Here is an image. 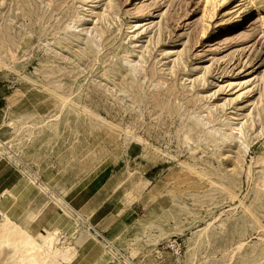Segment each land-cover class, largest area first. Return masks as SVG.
I'll list each match as a JSON object with an SVG mask.
<instances>
[{
    "label": "rangeland",
    "instance_id": "obj_1",
    "mask_svg": "<svg viewBox=\"0 0 264 264\" xmlns=\"http://www.w3.org/2000/svg\"><path fill=\"white\" fill-rule=\"evenodd\" d=\"M0 207L63 264H264V0H0Z\"/></svg>",
    "mask_w": 264,
    "mask_h": 264
},
{
    "label": "bare ground",
    "instance_id": "obj_2",
    "mask_svg": "<svg viewBox=\"0 0 264 264\" xmlns=\"http://www.w3.org/2000/svg\"><path fill=\"white\" fill-rule=\"evenodd\" d=\"M262 80L261 74L239 81L237 82L238 90H241L242 94L254 91L256 90L254 88L259 87L263 82ZM235 129L238 134H241L240 127H235ZM0 212H3V217L0 219V264H63L59 256L69 259V256L65 257L58 248L54 247L53 243L56 238L52 233L46 232L39 236L33 228L26 226L12 212H6L1 207ZM97 236L102 240H107L101 233ZM172 250L175 253L180 252L181 245Z\"/></svg>",
    "mask_w": 264,
    "mask_h": 264
},
{
    "label": "built area",
    "instance_id": "obj_3",
    "mask_svg": "<svg viewBox=\"0 0 264 264\" xmlns=\"http://www.w3.org/2000/svg\"><path fill=\"white\" fill-rule=\"evenodd\" d=\"M167 244L170 249H173L174 247H178V246L180 247V244H178L177 241L173 239H170Z\"/></svg>",
    "mask_w": 264,
    "mask_h": 264
}]
</instances>
